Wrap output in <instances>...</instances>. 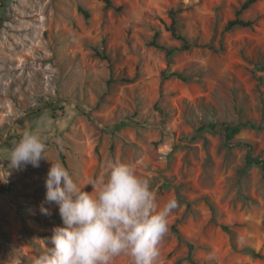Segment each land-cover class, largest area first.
<instances>
[{
	"label": "rangeland",
	"instance_id": "1",
	"mask_svg": "<svg viewBox=\"0 0 264 264\" xmlns=\"http://www.w3.org/2000/svg\"><path fill=\"white\" fill-rule=\"evenodd\" d=\"M244 1L0 0V164L11 173L0 183V264H36L63 225L45 200L51 162L3 160L5 139L25 129L80 184L120 161L158 205L175 199L158 264H264V0L243 12L251 26L225 30ZM173 11L191 42L214 50H182L165 28ZM223 122L235 127L229 142L202 128Z\"/></svg>",
	"mask_w": 264,
	"mask_h": 264
},
{
	"label": "clouds",
	"instance_id": "2",
	"mask_svg": "<svg viewBox=\"0 0 264 264\" xmlns=\"http://www.w3.org/2000/svg\"><path fill=\"white\" fill-rule=\"evenodd\" d=\"M47 153L41 135L25 129L3 159L15 170L51 162L45 200L58 205L63 225L53 229L49 250L36 264H112L120 256L130 257L131 264H158L175 199L158 205L150 181L120 161L108 163L103 176L80 184ZM0 168L6 173L0 174V183L6 184L11 173ZM87 186L92 190L86 191ZM41 211L48 215L50 210L42 206Z\"/></svg>",
	"mask_w": 264,
	"mask_h": 264
},
{
	"label": "trees",
	"instance_id": "3",
	"mask_svg": "<svg viewBox=\"0 0 264 264\" xmlns=\"http://www.w3.org/2000/svg\"><path fill=\"white\" fill-rule=\"evenodd\" d=\"M258 0H245L240 7L235 11V16L234 18L230 19L227 21L226 25H225V30H231L235 27H246V26H251L253 24V22L251 20H245L242 18V14L245 10H247L252 4H254L255 2H257ZM104 2L106 3V5L108 7H112L116 10L121 9V6H113V4L110 2V0H104ZM80 11L83 13L84 17L86 19L89 18V13L82 9L79 8ZM179 13V11H173L170 12V22L169 24H167L165 26L166 30L170 33V35L176 39L177 41H179L180 43V48L182 50H189L193 47H207L211 50H214V46H212L211 44H198L197 42H191L189 40V38L184 35L180 30L179 27L177 25V20H176V14ZM156 45V44H155ZM175 49H167V55L170 56L172 53H174ZM176 76H178L179 78H183L181 74H174ZM52 104H46L45 106L42 107V109H50V114L53 118L57 117L56 114V108H52L51 107ZM59 109V108H58ZM60 109H62V106H60ZM253 126V125H252ZM203 129H210L212 131H215V129H220L221 131L224 132V138L227 142L232 140V136H233V132H234V126H232L229 123H219V124H205L203 127ZM201 128V129H202ZM20 137H17L16 140L13 141V136H8L5 141L3 142L4 146H7L11 149V147L18 141ZM250 147V146H249ZM251 163H260L259 161L255 160V159H249L246 160V165H250ZM263 163V162H262ZM262 168H264V165H262ZM1 189H5V188H1ZM209 205V208L211 210V212L214 211V208L212 206V204L210 202H207ZM222 229L228 232H231V230L225 226V225H221ZM171 231L176 235L178 241L180 242H184L187 247L189 252H192V250L194 249V245L187 241L183 235L181 234V232L176 228V226L172 225L171 226ZM255 256L260 257V254L258 253H253ZM191 259V258H190Z\"/></svg>",
	"mask_w": 264,
	"mask_h": 264
}]
</instances>
